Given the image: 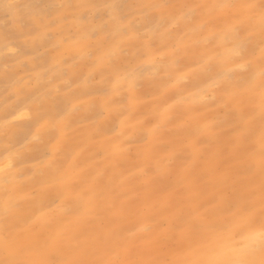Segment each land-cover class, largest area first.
Returning <instances> with one entry per match:
<instances>
[{
    "label": "rangeland",
    "instance_id": "374dc122",
    "mask_svg": "<svg viewBox=\"0 0 264 264\" xmlns=\"http://www.w3.org/2000/svg\"><path fill=\"white\" fill-rule=\"evenodd\" d=\"M262 85L259 0H0V261L227 264L264 228Z\"/></svg>",
    "mask_w": 264,
    "mask_h": 264
},
{
    "label": "snow or ice",
    "instance_id": "6c2138e0",
    "mask_svg": "<svg viewBox=\"0 0 264 264\" xmlns=\"http://www.w3.org/2000/svg\"><path fill=\"white\" fill-rule=\"evenodd\" d=\"M219 7L222 8H232L237 7V5L233 4H222L219 5ZM239 7L247 8L249 10L255 9L257 5L255 4H246V5H240ZM259 8H260V21H261V27L262 30H264V0H259ZM236 26L232 25L229 26V31H235ZM264 87V85H262ZM262 118H264V105H262ZM260 168L262 172V176H264V126H262L260 131ZM262 187H264V183H262ZM262 211H264V200H262ZM261 242L264 244V228H262L260 232ZM6 247H8V243L5 244ZM0 264H27L25 261L20 260H4L0 261Z\"/></svg>",
    "mask_w": 264,
    "mask_h": 264
},
{
    "label": "bare ground",
    "instance_id": "6f19581e",
    "mask_svg": "<svg viewBox=\"0 0 264 264\" xmlns=\"http://www.w3.org/2000/svg\"><path fill=\"white\" fill-rule=\"evenodd\" d=\"M8 164L9 162L7 163V165ZM6 166H0V171L3 170ZM260 239H261L260 234L257 236H251L247 239V247L246 248L244 247V249L241 252L230 250L229 252L232 258L230 259L229 262H227V264H241L246 262L245 258L247 257L249 251H252L254 247L259 246L258 242Z\"/></svg>",
    "mask_w": 264,
    "mask_h": 264
}]
</instances>
